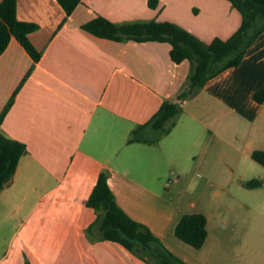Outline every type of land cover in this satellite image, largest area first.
I'll return each mask as SVG.
<instances>
[{"label": "crops", "instance_id": "crops-1", "mask_svg": "<svg viewBox=\"0 0 264 264\" xmlns=\"http://www.w3.org/2000/svg\"><path fill=\"white\" fill-rule=\"evenodd\" d=\"M218 4L203 0L191 6L192 13L187 0H159L156 9L149 0H83L63 24L66 12L57 0H17L18 18L39 26L29 39L41 59L35 62L15 38L0 56V115L17 92L0 133L27 147L0 194V264H147L119 244L100 240L91 228L97 213L85 203L102 171L109 172L118 204L176 256L187 264L219 259L216 243L204 251L209 233L197 250L168 236L183 215L133 181L121 154L136 150L150 157L172 135L177 123L157 143H128L131 132L166 100L182 106L179 119L193 108L190 115L200 120L207 108L204 92L220 101L236 95L245 104L264 106L254 100L264 90V33L239 66L179 101L191 63L173 62L169 43L115 41L83 28L102 15L117 25L171 21L206 43L227 40L243 17L230 1Z\"/></svg>", "mask_w": 264, "mask_h": 264}, {"label": "rangeland", "instance_id": "rangeland-1", "mask_svg": "<svg viewBox=\"0 0 264 264\" xmlns=\"http://www.w3.org/2000/svg\"><path fill=\"white\" fill-rule=\"evenodd\" d=\"M221 1L228 2L210 0V5ZM187 4L192 12L191 6H202L203 0ZM203 97L207 108L200 120L190 115L192 108L177 119L172 135L152 149L150 157L133 150L122 152L121 160L130 178L156 192L167 209L207 217L204 251L214 243L220 248L219 259L211 264H264V186L245 185L253 179L264 181V166L252 158L254 151L264 150V106L245 104L243 96L220 101L204 92ZM147 134L153 138L156 132L150 129ZM168 236L189 246L173 231Z\"/></svg>", "mask_w": 264, "mask_h": 264}, {"label": "trees", "instance_id": "trees-1", "mask_svg": "<svg viewBox=\"0 0 264 264\" xmlns=\"http://www.w3.org/2000/svg\"><path fill=\"white\" fill-rule=\"evenodd\" d=\"M69 17L83 0H57ZM242 14L240 28L227 40L215 38L206 43L197 36L171 21H149L117 25L108 18L98 15L83 28L97 37L138 42H166L171 45V59L180 64L191 63L188 82L178 95L179 101L194 96L206 83L227 69L241 64L249 47L264 33V0H228ZM159 0H149V6L156 9ZM35 23L21 21L17 16V0H0V56L15 38L37 62L41 53L34 47L29 34L38 30ZM13 95L0 115V123L13 105ZM257 103L264 102V90L254 94ZM183 113L178 102L166 100L158 112L145 124L138 125L128 143L145 142L154 144L171 133L177 119ZM147 129L156 132L149 137ZM27 152L25 144L9 139L0 133V194L17 170L21 157ZM252 158L264 166V151L256 150ZM109 172L102 171L97 177L85 206L97 213L99 239L119 244L147 264H187L171 252L144 223L135 220L118 204L115 193L108 183ZM248 188L264 186V181L253 179L246 182ZM207 217L202 213L183 215L175 228V236L185 244L201 249L207 240ZM26 264H30L27 262Z\"/></svg>", "mask_w": 264, "mask_h": 264}]
</instances>
